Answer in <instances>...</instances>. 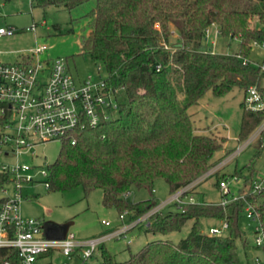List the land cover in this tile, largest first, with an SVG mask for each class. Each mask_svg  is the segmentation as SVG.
Listing matches in <instances>:
<instances>
[{
	"label": "trees",
	"instance_id": "1",
	"mask_svg": "<svg viewBox=\"0 0 264 264\" xmlns=\"http://www.w3.org/2000/svg\"><path fill=\"white\" fill-rule=\"evenodd\" d=\"M87 1L35 3L71 9ZM94 1L89 12L72 18L74 25L81 26L80 51L105 67L107 81L117 89V96L123 92L124 99L118 100L115 117L79 129L76 144L62 141L56 161L48 164V188L83 186L86 195L100 188L103 204L117 208L120 217L127 212V220L133 221L158 204L154 198L130 202L127 194L133 187L153 193L156 179L163 178L173 193L216 164L214 155L227 138L198 132L190 108L210 90L224 96L239 87L245 99L251 85L263 86V70L245 59L253 50V40L264 43V0ZM254 18L259 25L252 24ZM212 25L222 36L239 40L238 52L218 53L207 47L205 32ZM175 31L179 40L170 46ZM244 99L239 140L248 137L264 118V111L247 108ZM6 121L0 110L1 128ZM257 144L264 146V135ZM253 172L250 166L247 178L252 184L244 198L226 205L205 200L183 208L175 204V211L162 209L150 223L139 221L135 226L162 235L190 224L178 243L156 237L124 261L116 259L104 243L97 249L102 256L99 264H245L236 240L243 237L240 219L248 204L264 229V178H254ZM214 175L220 188L226 175L220 171ZM254 180L263 183L256 190ZM203 217L226 219L229 227L223 234L209 235L201 227ZM261 247L264 253V244Z\"/></svg>",
	"mask_w": 264,
	"mask_h": 264
},
{
	"label": "rangeland",
	"instance_id": "2",
	"mask_svg": "<svg viewBox=\"0 0 264 264\" xmlns=\"http://www.w3.org/2000/svg\"><path fill=\"white\" fill-rule=\"evenodd\" d=\"M94 6V0H89L71 9L54 5L40 7L36 5L35 0H0V28L15 29L14 33L0 36V61L17 62L22 54L29 53L37 45L46 43L49 50L42 57H63L75 78H84L89 75H93L95 79L100 76L106 78L108 73L105 67L102 66L99 73L98 64L91 55L81 53L78 39L81 26L72 23V18L85 15ZM252 24L259 25V20L254 18ZM32 25H35L33 30L31 29ZM215 27L212 25L211 39L205 40L209 49L212 48L211 40L214 39ZM178 40L179 35L175 31L170 36V46L171 43ZM238 50L239 40L237 38L225 37L221 34L217 36L214 52L236 53ZM263 59V49L260 46L253 47L249 60L262 63ZM123 99L124 94L121 92L117 96V100ZM243 99L244 91L239 87L224 96H216L210 90L202 97L199 104L192 106L189 110L198 132L215 133L227 138L224 147L214 155L216 165L233 155L237 147L246 143L259 128L258 125L248 137L239 140L244 112ZM115 100L113 98V102H116ZM108 114L115 117L118 114V108L113 105L109 108ZM258 140L259 138L254 140L220 169V173L225 174L228 179L231 193L241 195L249 191L252 184L251 179L247 178L250 166L254 169V178H264V146L259 148ZM61 147L62 141L55 139L32 147L34 155H31L30 151H24L18 156L5 155V151H10V148H4L0 152V162L10 165L26 163L37 165L40 168L46 167L47 164L56 161ZM237 173L239 175L236 176ZM35 177L39 181L25 183L22 188L23 197L20 205L25 216L40 218L44 223L52 221L61 225L67 224L69 233L83 239L107 233L121 224L118 209L103 204L102 189H94L88 195H86L83 186L66 190H51L43 183V180H48L49 177L45 176L41 170ZM216 183V175H210L200 182L192 190V193L199 201L220 202L223 193ZM9 188L12 193L13 185H10ZM171 195L167 181L158 178L155 181L153 193L146 188L133 187L128 192L127 199L130 202H139L154 198L160 204ZM176 209L175 205L170 204L165 206L162 211H175ZM106 221H109L110 225H106ZM221 222L222 220L204 217L200 221L201 227L206 233L209 232L211 226L221 225ZM258 223L256 217H248L247 212H243L240 219L243 237H239L236 242L239 256L245 264H257L256 257H259L261 264H264L262 247L255 244L256 236L263 235L262 230H256ZM189 230L190 224H186L181 230L160 235L154 234L150 230H146L145 226L140 225L130 229L125 237L110 239L105 242V245L116 259L124 261L130 257L131 252H137L148 241L156 237L178 243L186 237ZM43 231L47 233L45 227ZM129 239L130 243H128ZM244 240L246 245H244ZM101 259V251L97 250L92 257L87 259L86 264H99ZM82 261L78 256L68 258L55 252L44 255L41 262L43 264H81Z\"/></svg>",
	"mask_w": 264,
	"mask_h": 264
},
{
	"label": "built area",
	"instance_id": "3",
	"mask_svg": "<svg viewBox=\"0 0 264 264\" xmlns=\"http://www.w3.org/2000/svg\"><path fill=\"white\" fill-rule=\"evenodd\" d=\"M31 29H35V25H32ZM211 29L212 26L206 29V41L211 39ZM14 32L15 29L0 28V36ZM218 35L220 30L216 26L214 39L211 40L212 51ZM251 46H260L264 58V43L253 40ZM48 50V44L42 43L32 48L29 53L22 54L17 62L0 61V110L7 117L0 130V152L4 148H10V151H5V155L18 156L24 151H30L31 155H34L32 147L55 139L69 140L71 144H76L75 133L79 129L86 125L97 126L111 118L108 114L110 107H119L117 89L109 84L107 77L100 76L95 79L93 75H89L79 81L73 76L63 57L43 58L42 55ZM248 62L260 66L264 72V59L262 63L245 59V63ZM102 66L98 64L99 73ZM113 98L116 102H113ZM244 100L247 108L264 111V84L261 88L251 85ZM263 135L264 118L253 136L238 146L227 160L215 164L199 178L179 188L171 197L151 208L137 220L128 221V213L124 212L121 225L107 233L87 239L69 232L63 238L49 235L43 231L45 224L42 219L27 217L22 213L20 203L23 185L39 181L35 175L40 170L49 177L48 164L47 168H40L26 163L10 165L0 162V264H43L41 261L44 254L51 251L68 258L78 256L87 260L108 240L125 237L139 221L150 223L151 217L165 206L177 204V207L183 208L186 203L202 202L195 198L192 190L208 176L220 171L229 160ZM43 183L49 187V179L43 180ZM262 184L261 181L254 180L253 189L256 190ZM10 185H13L12 193ZM220 189L223 193L220 201L222 205L244 198L245 195L231 193L227 178L220 181ZM186 192L189 194L184 197ZM245 211L248 217H256L259 222L252 204H248ZM105 224L110 225V222L106 221ZM228 227L229 222L224 219L221 225L211 226L208 234H223ZM256 230L263 231V235H257L255 238V244L261 246L264 244V229L260 222ZM130 242L129 239L128 243ZM255 260L257 264H261L259 257Z\"/></svg>",
	"mask_w": 264,
	"mask_h": 264
},
{
	"label": "water",
	"instance_id": "4",
	"mask_svg": "<svg viewBox=\"0 0 264 264\" xmlns=\"http://www.w3.org/2000/svg\"><path fill=\"white\" fill-rule=\"evenodd\" d=\"M60 230V234L57 236L58 238H63L66 233L68 232V225L67 224H57L54 222H49L48 226H47V230Z\"/></svg>",
	"mask_w": 264,
	"mask_h": 264
},
{
	"label": "crops",
	"instance_id": "5",
	"mask_svg": "<svg viewBox=\"0 0 264 264\" xmlns=\"http://www.w3.org/2000/svg\"><path fill=\"white\" fill-rule=\"evenodd\" d=\"M86 77H84V78H77V80H79V81H82L83 79H85ZM243 151V150H242ZM241 151V152H242ZM211 202H213V201H211ZM49 222H52V221H49ZM49 222H46V223H44L45 225H44V227H45V229H46V232H47V234H49V235H53V236H58L59 234H60V230H52V231H50V230H47V226H48V224H49ZM122 222H123V218L121 219V224H122ZM120 224V225H121ZM119 226V225H118ZM117 226V227H118Z\"/></svg>",
	"mask_w": 264,
	"mask_h": 264
}]
</instances>
